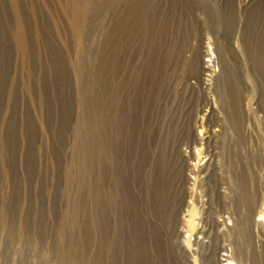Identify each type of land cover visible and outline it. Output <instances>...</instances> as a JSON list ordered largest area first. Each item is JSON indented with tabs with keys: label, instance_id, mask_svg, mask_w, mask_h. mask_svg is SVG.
<instances>
[{
	"label": "rangeland",
	"instance_id": "rangeland-1",
	"mask_svg": "<svg viewBox=\"0 0 264 264\" xmlns=\"http://www.w3.org/2000/svg\"><path fill=\"white\" fill-rule=\"evenodd\" d=\"M0 264H264V0H0Z\"/></svg>",
	"mask_w": 264,
	"mask_h": 264
},
{
	"label": "bare ground",
	"instance_id": "bare-ground-1",
	"mask_svg": "<svg viewBox=\"0 0 264 264\" xmlns=\"http://www.w3.org/2000/svg\"><path fill=\"white\" fill-rule=\"evenodd\" d=\"M19 35H20V39H21V43H22V47L25 48V44H24V41H23V33H21V34L19 33ZM251 176H252V175H251ZM242 178H243V176H242ZM251 178H252V177H251ZM252 180H253V179H252ZM253 182H254V181H253ZM253 182H252V183H253ZM244 184H245V183H244ZM244 184H243V186H244ZM245 185H246V184H245ZM247 185H248L249 188H247L246 191H245L246 193H245V196L243 197V198H244V201H243V202H245L244 204H246L247 207L251 208L252 206L255 205L256 200H257V198L255 197V194H259V193H257V192L254 193V192H253V193H254V194H253V193H252L253 190L251 189L250 184L247 183ZM247 185H246V186H247ZM254 185H255V182H254ZM243 186H242V187H243ZM244 187H245V186H244ZM253 188H254V187H253ZM255 189L258 190V187H256ZM259 189H260V188H259ZM236 191H237V190H236ZM240 191H241V190H240ZM240 191H239V192H240ZM237 192H238V191H237ZM235 194H236V193H235ZM242 195H243V194H242ZM236 196H237V194H236ZM232 198H234V197L232 196ZM235 198H236V200H238L237 197H235ZM258 198H259V197H258ZM234 200H235V199H234ZM258 200H259V199H258ZM239 201H240V200H239ZM257 202H258V201H257ZM259 202H260V201H259ZM239 204H240V203H239ZM239 204H236V205H239ZM256 204H257V203H256ZM258 205H259V203H258ZM256 206H257V205H256ZM239 207H240V206H239ZM239 207H238V208H239ZM244 207H245V205H244ZM229 208H230V207H229ZM238 208H237V209H238ZM245 209H246V208H245ZM228 210H229V209H228ZM240 210H241V209H240ZM251 210H253V208H252ZM233 211H234V210H233ZM244 211H245V210H244ZM231 212H232V211H231ZM245 212H246V211H245ZM249 212H250V211H249ZM240 213H241V212H240ZM253 214H254V213H253ZM247 215H250V213L247 214ZM252 216H253V215H252ZM250 218H251V217H250ZM243 225H244V224H243ZM241 229H242V228H241ZM245 231H246V230H245ZM247 232H248V231H247ZM249 243H250V242H249Z\"/></svg>",
	"mask_w": 264,
	"mask_h": 264
}]
</instances>
